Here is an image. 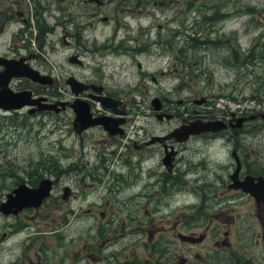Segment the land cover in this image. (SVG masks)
Here are the masks:
<instances>
[{
	"label": "flooded vegetation",
	"instance_id": "flooded-vegetation-1",
	"mask_svg": "<svg viewBox=\"0 0 264 264\" xmlns=\"http://www.w3.org/2000/svg\"><path fill=\"white\" fill-rule=\"evenodd\" d=\"M77 2L79 0H0V111L17 114L24 110L28 115L68 111L64 120L71 124L78 140L91 133L102 143L95 148L97 160L93 166L67 169L60 165L54 170V179L41 176L51 180L49 195L38 207L23 208L18 213H39L43 202L52 195L54 185L60 179H68L70 174L73 177L77 174L74 187L60 186L58 202L66 204L72 200L78 205L99 207L101 221L95 223L94 228L97 235L106 233L107 240H114L107 243L108 249L120 245L121 250H125L123 245H126L136 250L131 253V259L125 258L124 253L122 260L111 258L114 253L106 258L88 255L94 263L264 264V166L255 160L254 156L259 155H254V150H245L241 145L243 135L249 131L248 124H254L257 117L264 124V117L260 112L250 113L226 103L213 105L204 94L178 98L175 103L182 105L180 109L173 101L166 105L158 93L184 89L188 85L183 80L171 89L155 88L159 90L149 99L155 125L163 122H171V125L153 128L141 124L136 128L140 133L130 137L128 114L136 101L121 93L147 92L145 79H150L152 84L157 81L156 75L142 68L137 60L144 50L138 35L146 31L149 36V29L140 27L136 35L126 33L118 38L114 31L100 46H94L99 57L107 54L112 71L116 68L125 71L135 62L138 68L135 80L113 81V74H104L101 59H94L92 54L89 56L93 64L86 70L90 65L86 53L93 49L83 29L85 24L93 23L92 19L100 13L99 6L105 2L82 0L91 6L81 10ZM204 18L207 22L213 21L211 16ZM97 19L107 21L108 18L98 15ZM118 24L113 22V25ZM160 27L157 23V28ZM99 47L105 49L99 50ZM63 48L69 51L63 54ZM188 49L187 45L179 46L176 55L183 69L186 66L183 57ZM126 58L130 61L124 62ZM28 69H34L39 78L34 80L22 74ZM4 72L8 74L5 83ZM165 73L164 70L158 72L159 75ZM81 84L85 88L76 93L75 89ZM3 92H24L25 99L32 104L5 107L3 105L9 102L5 101ZM103 96L118 99L119 104L114 109L124 112L116 114L112 108L102 106ZM78 100L88 103L92 122L80 131L76 128L79 124L72 125V103ZM42 104L50 106L36 108ZM238 118H242L240 123ZM215 120L220 124L215 130L190 134L184 140L178 139L182 136L180 133L173 134L181 126ZM193 140L202 141L208 147L217 144L221 150L218 160L201 155L207 159L205 162L193 161L185 154ZM129 143L136 151L129 149ZM155 149L159 152L153 153ZM212 161L219 166L209 165ZM40 179L33 184L22 179L18 184L36 186ZM4 237L2 234L1 238Z\"/></svg>",
	"mask_w": 264,
	"mask_h": 264
},
{
	"label": "rangeland",
	"instance_id": "rangeland-1",
	"mask_svg": "<svg viewBox=\"0 0 264 264\" xmlns=\"http://www.w3.org/2000/svg\"><path fill=\"white\" fill-rule=\"evenodd\" d=\"M103 1L105 3L99 6L97 16L106 15L107 21L95 16L93 23L85 24L83 29L93 49L86 53L90 64L87 71L93 64L89 56L92 54L94 59H101L104 74H113V81L135 80L138 68L134 61L125 71L117 68L112 71L107 63V54L99 57V51L94 46H100L114 31L118 38L126 33L136 35L140 27L149 29V36H146V31L138 35V42L144 50L137 60L142 68L156 75L157 81L152 84L150 79H145L147 92L121 93L122 96L130 95L136 101L128 114L131 118L128 126L130 137L140 133L136 128L141 124L153 128L171 125V122L155 125L149 99L159 90L155 88L164 86L171 89L183 80L188 85L184 89L158 93L166 105L173 101L180 109L182 105L175 103L178 98L204 94L210 97L213 105L226 103L250 110V113L264 111V0ZM135 2L138 5L135 6ZM30 5L33 7L32 1ZM77 6L81 10L91 4L79 0ZM204 16H211L213 21L207 22ZM82 19L87 21L89 18ZM113 22L120 24L113 25ZM157 23L161 26L159 29ZM184 45L190 49L183 57L186 61L183 69L176 55L179 54V46ZM102 49L105 48L99 47V50ZM67 51L68 48L62 49L63 54ZM129 61L126 58L124 62ZM160 70L166 73L159 75ZM67 114L68 111L63 114L51 111L29 115L24 110L17 114L0 111V200L21 179L28 182L27 173L35 171V166L39 167L37 171L43 172L42 176L53 179V164L67 169L93 166L97 160L95 148L102 143L91 133L88 134L91 137L87 135L78 140L71 124L64 120ZM261 121L257 117L254 124H248L249 131L243 135L241 145L245 150H254V155H259L252 154L255 160L264 166V124ZM129 149L136 151L130 143ZM126 150L123 148L122 151ZM155 152L159 151L155 149ZM185 154L198 163L207 160L201 155H207L209 160H218L221 150L217 144L208 147L202 141L193 140L189 142ZM209 165L219 166L214 161ZM77 176L70 174L68 179H60L39 213H0V264H105L101 261L94 263L88 255L106 258L110 253L115 254L110 256L114 260H122L124 253L125 258L131 259L136 251L131 246L123 245L125 250H121L120 245L108 249L107 243L114 240H107L106 233L96 234L94 224L101 221L97 212L99 207L78 205L72 200L65 204L56 199L61 194L60 186H73ZM18 228L20 230L15 231ZM2 234H5L4 238H1Z\"/></svg>",
	"mask_w": 264,
	"mask_h": 264
},
{
	"label": "water",
	"instance_id": "water-1",
	"mask_svg": "<svg viewBox=\"0 0 264 264\" xmlns=\"http://www.w3.org/2000/svg\"><path fill=\"white\" fill-rule=\"evenodd\" d=\"M10 73V72H9ZM24 75L29 76L32 79L39 78L38 75H36V71L34 69H28L26 71H23ZM3 82L5 83L6 79L8 78L7 72L3 73ZM75 83H81L80 81L75 80ZM85 88L84 84H81L78 89H75V92L77 93L79 90ZM3 91V90H2ZM10 91V90H9ZM5 94V97L7 98L5 101H8V105H3L8 108H17L20 107L23 104H29L30 101L25 99V93L24 92H3ZM105 97V101L101 102L102 106H108L112 108L113 113H123L122 110L114 109L115 106H117L118 99H114L109 96H103ZM99 98V96L97 97ZM101 98V97H100ZM4 104V103H3ZM32 104V101L30 102ZM50 106V104H42L37 106V109L44 108ZM157 106V104L155 105ZM159 106V105H158ZM158 106L156 108H158ZM72 108L74 110V119L72 122V125L75 126L76 124H79L77 128V131H80L83 127L87 126L88 124H92L91 121H89V112H88V103L85 100H78L72 103ZM34 108L31 109L33 111ZM165 116H168V114H165ZM260 115L264 117V111L260 112ZM158 116H161L159 114ZM242 118H238L237 121L240 123ZM220 126L218 124V121H196L188 126H181L179 128H176L174 130V135L181 134L182 136H178L179 140H184L185 137H187L190 134H198L202 133V131H209V130H215ZM51 188V180L49 178H41L36 186H29L25 183H20L17 186H15L12 191L6 195L3 202L0 203V213L4 215L8 214H17L21 209L23 208H29L38 207L42 200L45 199L49 195V191Z\"/></svg>",
	"mask_w": 264,
	"mask_h": 264
},
{
	"label": "trees",
	"instance_id": "trees-1",
	"mask_svg": "<svg viewBox=\"0 0 264 264\" xmlns=\"http://www.w3.org/2000/svg\"><path fill=\"white\" fill-rule=\"evenodd\" d=\"M194 38V37H191ZM58 166V164H53V167L56 168ZM30 167L32 168V164L30 165ZM39 170L38 166H35V171H31L29 173H27V175L29 176L28 178V182H30L31 184L35 183L39 178H41L42 173ZM52 173H55V171H53ZM20 181H23L22 179Z\"/></svg>",
	"mask_w": 264,
	"mask_h": 264
}]
</instances>
